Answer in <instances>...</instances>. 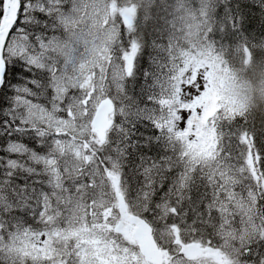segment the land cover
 I'll use <instances>...</instances> for the list:
<instances>
[{
  "label": "snow or ice",
  "instance_id": "1",
  "mask_svg": "<svg viewBox=\"0 0 264 264\" xmlns=\"http://www.w3.org/2000/svg\"><path fill=\"white\" fill-rule=\"evenodd\" d=\"M261 73L264 0H0V264H264Z\"/></svg>",
  "mask_w": 264,
  "mask_h": 264
},
{
  "label": "trees",
  "instance_id": "2",
  "mask_svg": "<svg viewBox=\"0 0 264 264\" xmlns=\"http://www.w3.org/2000/svg\"><path fill=\"white\" fill-rule=\"evenodd\" d=\"M241 81L247 90L249 103L259 116H264V73L259 76L241 74Z\"/></svg>",
  "mask_w": 264,
  "mask_h": 264
}]
</instances>
